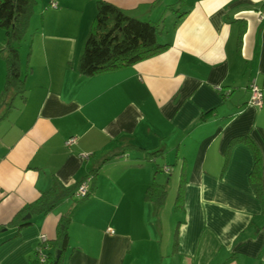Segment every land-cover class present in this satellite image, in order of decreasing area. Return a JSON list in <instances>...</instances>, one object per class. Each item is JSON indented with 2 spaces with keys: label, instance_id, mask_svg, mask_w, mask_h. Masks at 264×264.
<instances>
[{
  "label": "crops",
  "instance_id": "0c3cea01",
  "mask_svg": "<svg viewBox=\"0 0 264 264\" xmlns=\"http://www.w3.org/2000/svg\"><path fill=\"white\" fill-rule=\"evenodd\" d=\"M106 1L163 22L169 46L83 76L95 0H44L17 46L24 90L9 110L0 58V264H37L40 235L53 260L62 230L60 264H264V0ZM88 176L87 199L24 219L41 193ZM151 183L166 189L159 208ZM19 213L29 224L9 226Z\"/></svg>",
  "mask_w": 264,
  "mask_h": 264
},
{
  "label": "trees",
  "instance_id": "16d2710c",
  "mask_svg": "<svg viewBox=\"0 0 264 264\" xmlns=\"http://www.w3.org/2000/svg\"><path fill=\"white\" fill-rule=\"evenodd\" d=\"M36 0H0V29L4 34V45L0 48V58L5 64V80L2 91V105L6 110L11 108L13 95H23V76L20 73L18 44L23 40L28 28L29 19ZM172 7V6H171ZM163 22L141 20L125 13L124 10L112 5L106 0H95V13L90 24L88 34L83 42L77 63V71L83 76H94L108 70L124 66H131L137 62L160 53L169 45L161 42ZM204 116H201V120ZM241 139V138H239ZM255 170L260 162V155L256 146L249 141ZM154 155V154H151ZM254 172L251 173L253 175ZM79 184V183H78ZM73 188H54L43 192L32 203L28 204L23 213L30 215L46 214L50 212L61 197L74 194ZM255 191L260 193L258 184ZM90 196V189L85 200ZM166 196V189L157 183L148 185L145 197L161 207ZM179 197H176V202ZM17 214L9 226L22 228L29 224ZM3 228H0L2 231ZM57 242L60 255L50 264H60L63 251L67 245V234L59 231Z\"/></svg>",
  "mask_w": 264,
  "mask_h": 264
},
{
  "label": "built area",
  "instance_id": "2783aa9c",
  "mask_svg": "<svg viewBox=\"0 0 264 264\" xmlns=\"http://www.w3.org/2000/svg\"><path fill=\"white\" fill-rule=\"evenodd\" d=\"M51 7H56L55 3H51ZM249 91H250V97H249V105L260 108L262 106V92L260 88L252 83L249 85ZM75 143V138L70 137L65 141V146L70 147ZM82 157H86V155H81ZM90 177H86L83 179L77 186V188L74 191L73 196L80 200L83 199L87 196L88 191H89V182H90ZM109 233H113V231L108 230ZM49 246V241L45 235H40L38 237V244L34 250V260L37 264H50L49 261V256L47 254V249Z\"/></svg>",
  "mask_w": 264,
  "mask_h": 264
},
{
  "label": "rangeland",
  "instance_id": "374dc122",
  "mask_svg": "<svg viewBox=\"0 0 264 264\" xmlns=\"http://www.w3.org/2000/svg\"><path fill=\"white\" fill-rule=\"evenodd\" d=\"M44 0H36V3L34 4L33 8L38 9L41 6V3ZM167 23V22H166ZM25 35V34H24ZM24 44V43H23Z\"/></svg>",
  "mask_w": 264,
  "mask_h": 264
},
{
  "label": "water",
  "instance_id": "95a60500",
  "mask_svg": "<svg viewBox=\"0 0 264 264\" xmlns=\"http://www.w3.org/2000/svg\"><path fill=\"white\" fill-rule=\"evenodd\" d=\"M29 217H30V215L27 214V215L24 217V219H28ZM60 253H61L60 250L56 251V256H55V258H57V257L60 255Z\"/></svg>",
  "mask_w": 264,
  "mask_h": 264
}]
</instances>
